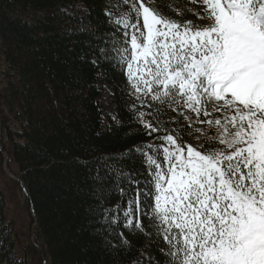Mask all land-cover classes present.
<instances>
[{"label": "snow or ice", "instance_id": "obj_1", "mask_svg": "<svg viewBox=\"0 0 264 264\" xmlns=\"http://www.w3.org/2000/svg\"><path fill=\"white\" fill-rule=\"evenodd\" d=\"M189 2L202 3L205 14L195 15L206 25L181 23L154 0H106L116 31L96 50L125 75L133 121L149 137L167 133L158 107L166 105L215 135L201 132L203 151L178 132L157 135L114 158L106 175L98 170L101 188L112 180L129 197L127 208L109 209L100 195L102 228L142 233L143 214L166 245L163 264H264V0ZM136 157L150 179L123 166Z\"/></svg>", "mask_w": 264, "mask_h": 264}, {"label": "trees", "instance_id": "obj_2", "mask_svg": "<svg viewBox=\"0 0 264 264\" xmlns=\"http://www.w3.org/2000/svg\"><path fill=\"white\" fill-rule=\"evenodd\" d=\"M154 2L167 5L163 13L181 23H208L192 13L189 0ZM105 10L106 0H0V167L6 156L16 166L39 245L29 243L20 255L0 187V264H163L160 249L166 245L143 214L142 233L122 226L104 231L100 195L109 209L127 208L129 197L114 181L101 188L93 178L157 135L178 132V142L188 145L199 132L177 115L183 109L173 112L166 105L158 107L167 133L149 137L133 121L125 75L96 50L116 31ZM89 26L90 32L82 31ZM106 92L113 114L101 103ZM206 133L215 135L208 126ZM205 141L202 136V151L209 147ZM123 166L150 179L141 157ZM131 192L135 199V188Z\"/></svg>", "mask_w": 264, "mask_h": 264}, {"label": "rangeland", "instance_id": "obj_3", "mask_svg": "<svg viewBox=\"0 0 264 264\" xmlns=\"http://www.w3.org/2000/svg\"><path fill=\"white\" fill-rule=\"evenodd\" d=\"M191 11L192 13L201 14L204 12V6L202 3L191 2ZM108 92L104 93L101 98V103L104 108V110L109 113L113 114L115 112L114 106L110 105L109 98H108ZM182 110H179L177 112V115H180L179 113ZM185 115L188 116L190 119L189 121H186L187 123L192 122V125L196 127V129H200L199 134L196 135L193 140L188 143V145H191L192 147L196 148L200 146L201 137L205 135H201V132H206L207 125L206 124H198L194 123L195 117L190 112H185ZM177 116L175 117V119ZM220 118V117H218ZM215 119V118H214ZM214 131V130H213ZM215 133V131H214ZM17 174V168L16 166L8 159L6 156V161L3 162L2 166L0 167V184H1V190L4 196V201L6 205V217L7 220L11 223V228L13 229V232L16 236V249L22 255V249L25 247H29V243L39 246L36 243L33 242V225H32V217L31 213L26 207L25 203V196L24 192L19 184ZM40 248V247H39ZM149 258H151L150 253H148ZM44 264V261L43 263Z\"/></svg>", "mask_w": 264, "mask_h": 264}, {"label": "bare ground", "instance_id": "obj_4", "mask_svg": "<svg viewBox=\"0 0 264 264\" xmlns=\"http://www.w3.org/2000/svg\"><path fill=\"white\" fill-rule=\"evenodd\" d=\"M18 181H19V179H18ZM19 184H20V181H19ZM20 186H21V188H22V190H23V187H22V185L20 184ZM23 192H24V190H23Z\"/></svg>", "mask_w": 264, "mask_h": 264}]
</instances>
